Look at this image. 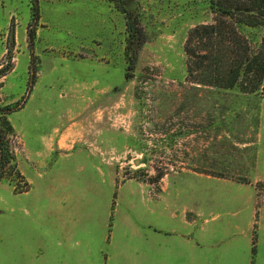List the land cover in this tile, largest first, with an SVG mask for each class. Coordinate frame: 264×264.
<instances>
[{
    "label": "rangeland",
    "instance_id": "rangeland-1",
    "mask_svg": "<svg viewBox=\"0 0 264 264\" xmlns=\"http://www.w3.org/2000/svg\"><path fill=\"white\" fill-rule=\"evenodd\" d=\"M209 1L0 0V264H144L151 229L264 264V98L188 82Z\"/></svg>",
    "mask_w": 264,
    "mask_h": 264
},
{
    "label": "trees",
    "instance_id": "trees-1",
    "mask_svg": "<svg viewBox=\"0 0 264 264\" xmlns=\"http://www.w3.org/2000/svg\"><path fill=\"white\" fill-rule=\"evenodd\" d=\"M209 3L211 22L194 27L185 43L188 82L264 98V0ZM34 13L37 16V0ZM127 17L128 31H136L132 14ZM128 61L130 70H135L136 59L129 57ZM14 112L10 105L0 106V181H10L17 189L15 178L23 177L12 149L15 132L9 116Z\"/></svg>",
    "mask_w": 264,
    "mask_h": 264
},
{
    "label": "crops",
    "instance_id": "crops-1",
    "mask_svg": "<svg viewBox=\"0 0 264 264\" xmlns=\"http://www.w3.org/2000/svg\"><path fill=\"white\" fill-rule=\"evenodd\" d=\"M165 231L151 229L146 233L144 246L146 249L136 250L137 255L134 258L143 257L144 264H210L208 261H216L215 257L208 259L207 251L205 248L202 249L199 239L198 242L194 239L190 242V239L181 238L179 235L182 234L178 230H172L171 233ZM168 234L173 236L166 237ZM140 252H143V255L139 256Z\"/></svg>",
    "mask_w": 264,
    "mask_h": 264
}]
</instances>
